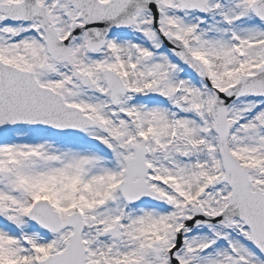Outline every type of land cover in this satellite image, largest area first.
I'll return each instance as SVG.
<instances>
[{"label": "snow or ice", "instance_id": "1", "mask_svg": "<svg viewBox=\"0 0 264 264\" xmlns=\"http://www.w3.org/2000/svg\"><path fill=\"white\" fill-rule=\"evenodd\" d=\"M0 264H264V0H0Z\"/></svg>", "mask_w": 264, "mask_h": 264}]
</instances>
